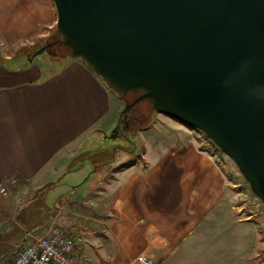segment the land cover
Masks as SVG:
<instances>
[{
  "label": "crops",
  "instance_id": "1",
  "mask_svg": "<svg viewBox=\"0 0 264 264\" xmlns=\"http://www.w3.org/2000/svg\"><path fill=\"white\" fill-rule=\"evenodd\" d=\"M56 24L52 0H0L7 59L0 63V183H54L50 175L78 169L116 123V95L83 59L10 60L14 49L52 36ZM132 131L144 149L137 159L123 169H91L69 199L59 195L62 206L101 204L90 210L88 227L71 212L57 215L80 245L76 233L90 231V264H141L140 254L153 255L154 264H264L263 217L238 203L237 185L205 137L176 119L147 128L136 122ZM79 186L84 194L73 199ZM17 219L0 218V238Z\"/></svg>",
  "mask_w": 264,
  "mask_h": 264
},
{
  "label": "water",
  "instance_id": "2",
  "mask_svg": "<svg viewBox=\"0 0 264 264\" xmlns=\"http://www.w3.org/2000/svg\"><path fill=\"white\" fill-rule=\"evenodd\" d=\"M52 1L69 57L110 89L141 91L111 137L149 100L209 137L264 204V0Z\"/></svg>",
  "mask_w": 264,
  "mask_h": 264
},
{
  "label": "rangeland",
  "instance_id": "3",
  "mask_svg": "<svg viewBox=\"0 0 264 264\" xmlns=\"http://www.w3.org/2000/svg\"><path fill=\"white\" fill-rule=\"evenodd\" d=\"M51 35L53 36L54 33H51ZM34 44H35V42L33 44H28V45H34ZM24 46H26V45H24ZM18 49H14V51H13L14 54L12 56H14L16 54ZM5 52L6 51H3L1 49V46H0V57H2L1 55L5 54ZM58 52L61 55L63 53L66 54V51L64 50V48H58ZM39 56H40L39 61L42 64L43 63L47 64V63H49V61H51L50 60V54L48 52H43ZM112 92L114 93V95H116V97L118 99V109L115 113H113L115 115V117L117 116L116 123L111 129L110 128L106 129L107 131H106L105 138H102L99 142L94 143V145H92V147H90V148H92L93 151L91 153H93L95 151V149L98 150L99 148H102L101 150L110 151L111 148L118 146V148H116V151H115L116 160L114 161L113 165L110 167H107V169H119L118 165L120 163L121 164L122 163L127 164L128 163L127 161H129V159H131V157H132V159L130 161H134L135 159H137L135 156H140L143 153L144 149L141 145V142L137 138V136L133 133H129L130 139H126L122 136L111 137L113 130L117 126V120H118L120 112L125 107V105L127 104L128 101L130 102V101H133L135 99L133 96L123 98V97H120L114 91H112ZM137 111H140L141 114L143 113L146 116V117H144V115H143V119L140 120L139 122H137L140 125L148 123L149 115H151L152 113L154 116L153 122L157 121L158 119H163V120H165V119L174 120L175 119V118L173 119L172 117H170L168 115L158 113L156 111L152 112V110H150L149 106L145 103L136 106V108L133 110V113L137 112ZM135 116H137V114ZM180 123L189 127V129L191 131H193V133L199 134V135H201V137H205V141H203V142L205 144H208L209 147H212L213 149H215V152H217L219 159L222 161L224 166H226V170L228 172V175L231 177L230 182H232V184L237 185V187H235V188L238 190L237 191L238 192V194H237L238 195L237 196L238 203L241 205H245L255 215L262 216L263 221H264V204L251 191L249 185L247 184L243 175L240 173L235 162L227 154H225L221 149H219L212 142V140L209 137H207L201 130L194 128L192 126H189L187 124H184L181 121H180ZM155 132H157V131H155ZM154 135H158V134L154 133ZM171 135H176V134L171 133ZM124 149H127L128 151H126ZM93 158L94 157H91V158L88 157V158L84 159L83 157H80L78 159V165H77V167H79L78 169H71V170L65 169L64 171L62 170L59 175H50L52 178L51 179L52 182H54L55 184L58 182H61L60 185L59 184L57 185L58 191L56 190L54 192H51L49 197H48L49 204H51L52 206L55 205V207H56L55 209L57 210V213H55L54 217L50 221H48L44 226L40 227L39 230H37V231H43V230L50 228L51 226H53L55 224H59L57 215H58V212L60 213V211H67L69 213L71 212L73 217H74V220L77 222V224L79 226H81V227L90 226V210L92 208H95V207L101 208V204L97 203L95 200L93 202L94 204H91V203L90 204H84V206L82 204H79V203L78 204L75 203V205H73L72 203H69V204H66L65 206H62L61 202L58 199H59V195L61 193H63L65 195V197L69 199L70 195H71L70 190L73 188V186L80 185L87 178V176H89L90 170L94 169V162L95 161H93V160H95V159H93ZM91 160H92V162H91ZM110 172H112V170ZM61 176L63 178L61 179V181H58V178ZM6 185L8 188V195L4 196V197H0V210H1L0 218L1 219L2 218L4 219L6 217H15L18 215V213L20 214L21 209L26 207L28 201L30 199H32L35 191L37 189H39V188L35 189L34 184L22 181V179L21 180H19V179L15 180L11 184H6ZM79 187L80 188L78 189L77 194L76 195L73 194V196H72L73 199L76 198L78 195L84 194V188L82 186H79ZM107 197L109 198V196H107ZM83 203H85V202H83ZM108 205H112V201ZM97 213H98V211H97ZM59 225L63 228L64 231H66L70 235V233H69L70 229H67V227L62 226L61 224H59ZM0 226H1V221H0ZM35 231H29L27 233V236L30 232H35ZM70 231H71V233H74V230H70ZM76 236H77L78 240L81 241V245L79 248V255L77 256L78 261H79L78 264H90V235L88 233L86 234L85 232L80 231V232L76 233ZM27 240L28 239H26V241ZM138 250L139 249H137L135 251V254H137ZM136 261H137V258H136Z\"/></svg>",
  "mask_w": 264,
  "mask_h": 264
},
{
  "label": "trees",
  "instance_id": "4",
  "mask_svg": "<svg viewBox=\"0 0 264 264\" xmlns=\"http://www.w3.org/2000/svg\"><path fill=\"white\" fill-rule=\"evenodd\" d=\"M61 38L62 37L57 32V27H56V30L53 36H49L44 39H37L34 45H26V46L20 47L18 51L16 52V54L12 56L10 60L24 59L25 61L32 62L33 59L36 57L35 53L39 48H41L43 45L47 43H51L55 41H56V44L52 46L51 50L58 51V48H64V50L66 51V54L63 53L61 55L59 52H58V55L54 52L49 53V54L53 57L55 56L56 57L57 56L58 57L68 56L69 57L70 49L66 47L65 45L59 43V39ZM6 62H7V59L0 57L1 64H5ZM111 90L123 98L129 97V96H133L134 98H136L141 93V91H139L138 93L130 92V93L125 94L123 92L116 91L114 89H111ZM130 102L128 101L127 103H130ZM143 103L147 104L150 110H152V112H155L149 100L141 101L140 103L137 104V106ZM143 115L144 114L142 113L141 114L142 117L140 120L143 119ZM144 117L146 116L144 115ZM148 119L149 120H148V123H146V128L149 127L154 120L153 113L149 115ZM119 136H123V135H119ZM116 148H118V146L111 148L110 151L95 150L93 153H90V158L94 157L93 159H95L93 160L95 162H94V170L92 172L103 171V169H107V167L112 166L114 161L116 160V156H115ZM125 167H126V164H123V163L122 164L120 163L118 165L119 169H123ZM55 186H56L55 183H48L40 187L39 189H37L32 199L28 201L26 207L21 209V213L18 214L17 222L12 223V227L9 229L7 234L4 237L0 238V259L4 258L7 255H10L11 253H17V251L20 250L24 246L26 242V238H27V233L29 231L39 230L40 227L44 226L48 221H50L54 217L55 213H57V210L55 209L56 208L55 205L52 206L51 204H49L48 197L50 193L52 192V190L55 188ZM88 233L90 234V231H88ZM70 236L75 240L76 252L78 256L80 244L77 243L78 241L76 240V237L73 233H70Z\"/></svg>",
  "mask_w": 264,
  "mask_h": 264
},
{
  "label": "built area",
  "instance_id": "5",
  "mask_svg": "<svg viewBox=\"0 0 264 264\" xmlns=\"http://www.w3.org/2000/svg\"><path fill=\"white\" fill-rule=\"evenodd\" d=\"M8 195L6 183H0V197ZM24 246L8 264H77L75 240L55 224L43 231L30 232ZM154 256L141 254L137 261L154 264Z\"/></svg>",
  "mask_w": 264,
  "mask_h": 264
},
{
  "label": "flooded vegetation",
  "instance_id": "6",
  "mask_svg": "<svg viewBox=\"0 0 264 264\" xmlns=\"http://www.w3.org/2000/svg\"><path fill=\"white\" fill-rule=\"evenodd\" d=\"M52 52H54V53H56L58 55V51L52 50ZM134 114L135 115L137 114V116H135ZM140 117H141V112L140 111H137V112H134V113H133V111H131V113L129 114L128 118L126 119V121H128L127 128L124 129L122 131V133H120L119 135H123L122 137L127 139L126 135H128V137H129V133H133L132 132V127L135 125L136 122L140 121V119H141ZM124 150L128 151L127 149H124Z\"/></svg>",
  "mask_w": 264,
  "mask_h": 264
}]
</instances>
